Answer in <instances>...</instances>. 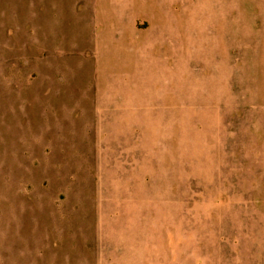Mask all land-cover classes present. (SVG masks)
<instances>
[{
	"label": "rangeland",
	"instance_id": "obj_1",
	"mask_svg": "<svg viewBox=\"0 0 264 264\" xmlns=\"http://www.w3.org/2000/svg\"><path fill=\"white\" fill-rule=\"evenodd\" d=\"M0 264H264V0H0Z\"/></svg>",
	"mask_w": 264,
	"mask_h": 264
}]
</instances>
